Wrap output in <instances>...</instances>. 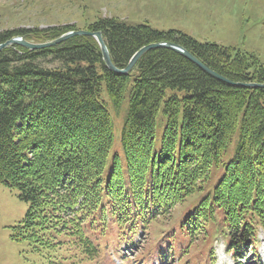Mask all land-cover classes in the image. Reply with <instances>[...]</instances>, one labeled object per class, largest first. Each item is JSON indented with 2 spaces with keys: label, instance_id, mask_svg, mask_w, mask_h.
<instances>
[{
  "label": "trees",
  "instance_id": "obj_1",
  "mask_svg": "<svg viewBox=\"0 0 264 264\" xmlns=\"http://www.w3.org/2000/svg\"><path fill=\"white\" fill-rule=\"evenodd\" d=\"M88 28L102 32L119 68L143 46L169 40L232 81L264 83L258 56L231 46L116 17L99 18ZM65 32L60 26L2 30L0 44L16 36L47 42ZM123 110L124 154L111 156L114 115ZM222 166L223 175L205 190ZM0 184L29 204L12 238L39 252L65 248L93 261L111 244L114 251L131 247L143 255L170 239L172 258L184 245L220 233L240 264L258 261L264 88L228 84L170 48L147 51L120 74L107 67L93 36L38 50L12 44L0 51ZM204 191L179 228L165 231L175 208Z\"/></svg>",
  "mask_w": 264,
  "mask_h": 264
},
{
  "label": "rangeland",
  "instance_id": "obj_2",
  "mask_svg": "<svg viewBox=\"0 0 264 264\" xmlns=\"http://www.w3.org/2000/svg\"><path fill=\"white\" fill-rule=\"evenodd\" d=\"M104 17H116L132 23L148 22L153 28L163 31H180L200 42H215L254 54L264 64V0H0V31L16 28L42 30L60 26L67 31L62 34L64 35L71 31H92L88 28L90 23ZM66 26L70 27L69 31ZM124 116L125 110L117 117L114 115L115 141L111 156L115 152L122 156L124 154L120 141ZM162 133L163 126L160 124L157 145ZM236 140L235 138L231 144L230 151L225 153L224 161L232 156ZM224 169L225 166L215 168L205 190L213 189ZM204 195L205 191L197 192L186 203L177 206L172 218L166 219L162 225L165 231L179 228L186 213L193 211ZM28 207L29 204L20 199L18 190L0 184V264H120L117 252L113 250L114 244L102 247L95 260L89 261L81 259L83 255L74 250L53 247L39 252L28 241H15L12 238V227L25 217ZM154 237L155 240L159 239V236ZM259 237L262 241L257 249L264 264L263 229L260 230ZM177 238L183 244L186 241L183 236L181 238L178 235ZM109 239L111 238H104ZM137 242L140 243L139 238ZM162 242H166L167 246L161 245ZM122 245L121 241V247ZM170 246L171 240L166 239L158 246L150 245L146 249L148 253L143 255L135 254V249L131 247H124L120 254L122 259L134 255L135 259L131 258L127 264L134 260L137 263L140 259L166 254ZM184 246L185 250L181 255L168 258L165 264H235L231 254L226 251L222 238L201 239L191 248L190 244ZM176 248L180 254L183 246ZM156 259L157 256L153 261ZM148 260L152 262L151 258ZM246 263L257 264L253 259ZM122 264H125L124 261Z\"/></svg>",
  "mask_w": 264,
  "mask_h": 264
},
{
  "label": "water",
  "instance_id": "obj_3",
  "mask_svg": "<svg viewBox=\"0 0 264 264\" xmlns=\"http://www.w3.org/2000/svg\"><path fill=\"white\" fill-rule=\"evenodd\" d=\"M76 35H88V36H93L96 38V40L98 41L100 47H101V51H102V55H103V59L107 65V67L117 73L120 74H128L136 65V63L138 62L139 58L146 53L147 51L154 49V48H170L180 54H182L183 56H185L186 58H188L189 60H191L192 62H194L196 65H198L201 69H203L204 71H206L207 73H209L210 75L216 77L217 79L224 81L228 84L231 85H235V86H246V87H255V88H264V83H258V82H235L232 81L222 75H220L219 73L215 72L214 70H212L209 66H207L204 62H202L197 56H195L190 50H188L187 48H185L184 46H182L181 44L175 43L173 41H160V42H153L150 44H147L145 46H143L142 48H140L137 52H135V54L133 55V57L131 58L130 62L127 64V66H125V68H119L117 67L111 58L109 49L107 47V44L103 38V34L101 31H89V30H78V31H71L68 32L62 36H60L59 38H56L54 40L48 41V42H43V43H37V42H31L29 40H27L24 36H16L13 37L9 40H7L4 43L0 44V51L3 48H6L12 44H18L21 45L29 50H38V49H43V48H47V47H51L54 45H57L73 36Z\"/></svg>",
  "mask_w": 264,
  "mask_h": 264
}]
</instances>
